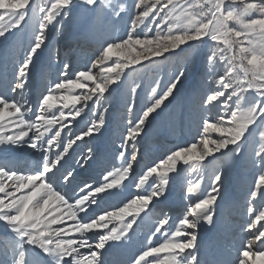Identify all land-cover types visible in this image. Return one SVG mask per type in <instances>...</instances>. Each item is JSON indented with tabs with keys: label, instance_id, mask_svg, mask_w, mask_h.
I'll return each instance as SVG.
<instances>
[{
	"label": "snow or ice",
	"instance_id": "snow-or-ice-1",
	"mask_svg": "<svg viewBox=\"0 0 264 264\" xmlns=\"http://www.w3.org/2000/svg\"><path fill=\"white\" fill-rule=\"evenodd\" d=\"M125 15L122 34L113 36ZM53 32L67 40L63 58ZM0 45L15 49L0 71V147L31 149L41 158L24 170L0 162V264H121L113 255L128 248L149 214L148 243L130 264H222L202 250L200 230L216 226L224 169L240 160L256 175L231 264H264V0H0ZM45 51L56 77L33 104L26 94ZM80 56L82 66L75 63ZM161 62L175 70L166 82L155 81L139 111L142 85L134 82L114 147L104 139L113 92L129 73ZM189 73L194 87L186 103L202 124L198 139L168 149L137 174L147 147L141 141ZM197 77L207 82L204 91ZM77 142L87 145L77 167L97 166L99 179L70 188L76 172L65 164ZM206 161L219 163L206 191H200L201 174L188 182L181 197L186 207L175 218L154 211L173 194L181 165L203 173Z\"/></svg>",
	"mask_w": 264,
	"mask_h": 264
},
{
	"label": "rangeland",
	"instance_id": "rangeland-1",
	"mask_svg": "<svg viewBox=\"0 0 264 264\" xmlns=\"http://www.w3.org/2000/svg\"><path fill=\"white\" fill-rule=\"evenodd\" d=\"M36 2L41 3V0H36ZM124 2L130 3L131 0H124ZM126 21L127 16L125 15L124 19L121 20L112 30L113 36L122 34ZM30 25L31 21H29V31H31ZM52 39L54 45H56V41H59V44L56 45V47L60 48V55L63 58L65 55L64 45L67 43V40L61 39V34L56 32H53ZM14 51L15 49L11 45H0V71L3 70V65L6 59H11L13 57ZM204 51L207 52L208 49L205 48ZM43 56L44 59L42 66L40 62H38L37 69L31 77L32 82L29 85V91L26 94L27 98L32 101L33 104H35L37 98L41 97L42 93L46 91L49 80L55 79L56 77L55 67L53 66L51 69L48 67L47 51H45ZM80 57L75 61L78 66H82L85 63L84 56ZM174 70L175 65L171 62H161L159 64L147 65L145 68H138L136 73H129L128 78L125 79L121 88L114 91L112 94L111 100L115 104V108L109 114V132L105 134L104 139L109 143L115 141L114 147L119 146L118 137L120 115L123 110L125 99L129 101L132 99L130 89L134 85V82L142 85V88L138 89L136 100L137 111H139L148 102L151 89L156 87L155 81L163 79L166 82L169 75ZM196 80V86L199 87L201 91H204L208 86L207 82L201 80L200 77H197ZM39 83H41V86L37 95L34 97L35 90ZM193 87V76L192 73H189L183 83L178 85L176 98L164 108L161 115L156 117L149 126L148 136L144 141H141V144H147V147H141L140 162L136 165L137 174H142L144 165L163 155L168 149H174L177 145L190 144L198 139V132L202 127V124L199 122L198 115L195 117L190 115L191 109L186 103V98L191 95ZM17 99L19 100L20 97H17ZM124 115L126 118L127 114L125 113ZM204 115H207V113H204ZM90 119V115L84 117L79 124H74L72 126V131L78 134L80 129L83 128L85 123ZM68 136L69 133L65 131V141ZM77 144L79 146H73L75 151L70 149L71 155L68 156V161L65 164V168H73L76 172L75 179L72 181L70 188H75L77 185H81L82 181L92 180L91 178L94 180L99 179V168L97 166L93 165L85 171H81L77 167L76 160L79 159L82 151H86L87 147V145L82 142H77ZM11 155L21 159V162L29 160L33 161L34 166L36 161L41 159L39 153L37 152L34 154L31 149H21L17 152L9 153L6 149L0 147V162H3L4 159L6 160V158ZM115 163L118 165L119 162L115 161ZM205 163L206 170L203 173L188 170L185 166L181 165L182 171L179 180L177 183L171 185L173 194L164 202V204L160 205L159 208L154 211L158 212L162 208L165 212H168L169 215L175 218L179 210L182 207H186L187 201H183L181 197L186 192L188 182H195L200 178L201 174L204 175L205 179L201 184L200 191H206V189L210 187L208 177L215 168L219 167V163L216 161H213L212 163H207L206 161ZM63 171L64 170L61 169V172ZM224 171L226 175L223 190L221 192L222 199L218 201L216 226L209 228L208 225H205L204 228L200 230V242L202 250L211 258L221 261L222 264H231V260L238 254L237 249L241 246L244 237V233L240 226L245 224L249 219L246 212L245 200L247 198L246 194L252 185L256 173L255 170L251 168V165L248 164L247 160L232 162L230 166L224 169ZM125 191L126 193L134 192V186L129 187ZM236 192H239L241 195L240 202H238L234 196V193ZM153 223L152 214L145 216L140 222V226L136 228L133 242L128 248L117 250L112 259H118L121 264H124L125 261H128V264H130L128 258L137 253L139 248L148 243L146 237L150 234L149 229ZM0 231H3L2 226H0Z\"/></svg>",
	"mask_w": 264,
	"mask_h": 264
},
{
	"label": "bare ground",
	"instance_id": "bare-ground-1",
	"mask_svg": "<svg viewBox=\"0 0 264 264\" xmlns=\"http://www.w3.org/2000/svg\"><path fill=\"white\" fill-rule=\"evenodd\" d=\"M80 58H82V57H80ZM40 86H41V83L38 84V86H37V88L35 90V93H34V97L37 95ZM8 160H11L13 162H17L21 170H24V169L29 168V167H35L33 161L29 160V161H26V162H21L20 161L21 159H18L14 155L9 156L8 158H6V160L4 159V161H8ZM91 179L94 180L93 178H91ZM234 196H235V198L237 199L238 202L241 201V195H240L239 192L234 193Z\"/></svg>",
	"mask_w": 264,
	"mask_h": 264
}]
</instances>
